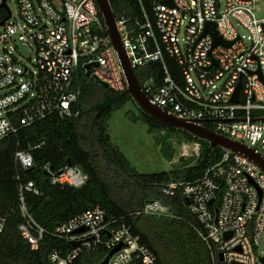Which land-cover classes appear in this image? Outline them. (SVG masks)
<instances>
[{
  "label": "built area",
  "instance_id": "2783aa9c",
  "mask_svg": "<svg viewBox=\"0 0 264 264\" xmlns=\"http://www.w3.org/2000/svg\"><path fill=\"white\" fill-rule=\"evenodd\" d=\"M3 1L7 6H1ZM16 2L15 17L9 0H0V140L20 126L52 114L64 119L77 117L82 91L75 81L81 61L90 79L106 82L117 92L128 90V79L97 0ZM262 2L174 0L171 6L156 0L153 17L144 8L143 15L134 19L122 10L116 21L136 70L162 64L160 80L156 74L139 78L152 103L189 121L211 124V129L264 156ZM239 26L249 30L248 40ZM213 31L223 43L215 45ZM21 44L30 47L34 56L25 57ZM239 82L236 102L233 97ZM224 150L223 159L200 179L169 182L162 191L173 195L182 188L190 198L189 210L198 219L199 232L215 261L264 264V171L243 153ZM16 159L26 169L35 167L31 149L18 150ZM45 169L54 185L81 187L88 179L78 165L68 164L59 170L47 165ZM26 192L40 194L34 181L20 183L24 220L19 229L31 247L38 249L48 230L29 213ZM139 213L174 216L161 199L147 201ZM7 223L8 216L0 214V241ZM114 223L101 206L60 222L51 234L67 241L72 249L52 250L50 263L73 264L85 249L97 246L106 248L108 255L122 244L109 264H134L138 259L157 264L154 251L130 225ZM81 228L86 230L77 232ZM72 240L80 244L74 247Z\"/></svg>",
  "mask_w": 264,
  "mask_h": 264
},
{
  "label": "trees",
  "instance_id": "16d2710c",
  "mask_svg": "<svg viewBox=\"0 0 264 264\" xmlns=\"http://www.w3.org/2000/svg\"><path fill=\"white\" fill-rule=\"evenodd\" d=\"M118 14L125 10L134 19L143 15V8L153 17L156 0H110ZM175 69V68H174ZM140 79L156 74L160 80V62L137 68ZM75 86L81 88L78 102L80 114L61 118L52 114L0 140V214L8 216L6 231L0 241V264H51L49 254L56 248L71 250L67 241L51 234L56 226L96 206L105 209L110 221L118 226L125 222L132 227L157 256V264H222L214 260L212 250L200 234V223L189 210L182 188L173 195L162 187L169 182L195 181L223 159L224 148L208 140L169 125L149 115L127 91L117 92L90 79L82 61ZM133 101L138 112H127L131 120L144 121L161 154L174 157V140L182 144L195 142L199 153L182 157L170 170L142 173L111 140L108 131L113 113ZM212 127L211 124H209ZM44 142L40 147H35ZM31 149L35 167L24 168L16 159L18 150ZM68 164L80 166L88 175L81 187L54 185L49 165L59 170ZM21 179H17V175ZM34 181L40 194L26 192L29 213L48 230L40 247L33 249L19 229L24 218L20 207V183ZM161 199L174 216L144 214L139 211L147 201ZM107 249L97 246L85 249L73 264H100ZM134 264H145L138 259Z\"/></svg>",
  "mask_w": 264,
  "mask_h": 264
},
{
  "label": "water",
  "instance_id": "95a60500",
  "mask_svg": "<svg viewBox=\"0 0 264 264\" xmlns=\"http://www.w3.org/2000/svg\"><path fill=\"white\" fill-rule=\"evenodd\" d=\"M163 2L171 6L174 5V0H163ZM97 3L100 9V12L104 18V21L107 25L114 48L119 55V58L122 62L126 77L128 79V92L136 100L139 106L143 108L144 111H146L152 117L160 121H163L169 125L186 130L192 133L196 137L208 140L213 146H221L223 148L230 149L234 152L243 153L244 155L252 159L254 162H256L261 167V169L264 171V156L260 152H257L253 147L249 146L246 143L240 142L226 135H223L211 129L208 126L201 125L193 121H189L185 118L178 117L175 114H172L166 111L165 109L161 108L157 104L152 103L149 100L147 94L144 92L142 88L137 71L132 66L131 60L129 56L127 55L126 48L123 44V40L119 32L118 26H117L116 14L111 4V1L110 0H97ZM1 6H7L6 2L3 1ZM213 34L215 36V45L220 42L223 43V40L221 39V37L217 35V31H213ZM87 68H89V66H87ZM102 84L108 86V83L106 82H102ZM241 84L242 83L239 82L236 92L233 97V100L236 102L239 101V91L241 88ZM186 200H187V203L190 204L191 202L190 198H186ZM84 230H86V228H81L77 230V232L84 231ZM71 244L74 247H77L80 244V241L72 240ZM121 247H122V244L118 245L116 248L111 250L108 253V255L105 257V259L102 262H100V264H109L110 257L113 255L115 251H117ZM222 260H223V254L220 253V261Z\"/></svg>",
  "mask_w": 264,
  "mask_h": 264
},
{
  "label": "rangeland",
  "instance_id": "374dc122",
  "mask_svg": "<svg viewBox=\"0 0 264 264\" xmlns=\"http://www.w3.org/2000/svg\"><path fill=\"white\" fill-rule=\"evenodd\" d=\"M9 5L16 17L18 14L16 0H9ZM261 6H264V2ZM259 14L264 16V9ZM239 30L248 40L249 30L243 26H239ZM20 47L25 57L34 56V52L27 45L21 44ZM129 110L138 112V107L133 101H129L124 107L113 113L109 120L108 131L112 142L126 154L139 172L151 173L170 170L173 163L179 162L180 158L199 153L200 146L198 143L185 142L179 144L174 140V157L172 160H168L161 154L160 147L156 145L153 135L148 130L147 123L142 120L137 122L131 120L127 114ZM261 249L264 250V234L261 240Z\"/></svg>",
  "mask_w": 264,
  "mask_h": 264
}]
</instances>
